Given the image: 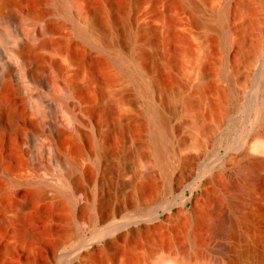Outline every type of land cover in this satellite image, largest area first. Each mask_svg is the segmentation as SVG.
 <instances>
[{
    "label": "rangeland",
    "instance_id": "374dc122",
    "mask_svg": "<svg viewBox=\"0 0 264 264\" xmlns=\"http://www.w3.org/2000/svg\"><path fill=\"white\" fill-rule=\"evenodd\" d=\"M12 6L0 78L24 36L48 75H9L0 264H264V0Z\"/></svg>",
    "mask_w": 264,
    "mask_h": 264
},
{
    "label": "bare ground",
    "instance_id": "6f19581e",
    "mask_svg": "<svg viewBox=\"0 0 264 264\" xmlns=\"http://www.w3.org/2000/svg\"><path fill=\"white\" fill-rule=\"evenodd\" d=\"M13 1L14 0H0V16L8 17L11 19H16V13L13 10ZM34 28L36 33H43L44 29L39 28L35 23H34ZM42 35V34H41ZM33 41V40H32ZM30 41L26 36L21 38L18 43H11L10 46L6 50H2V56L6 59H13L10 64V67L8 69H5L1 73V78H0V125L6 121V119H9L11 117L10 115V110L12 107L16 106L19 108V112L22 116H24L27 119V114L28 112L25 110L24 105L21 103L20 100L16 99L13 97V94L16 89L13 88V86L10 83L9 80V75L11 71L17 69V68H23L24 66V72L28 74V76L31 79L37 78H46L48 73L45 68L37 66L34 62V66L30 67L28 66L29 62H17L14 60H17L18 57H21L25 61L28 60V53L31 51V49L36 48L46 42L45 38H40L38 41ZM31 42L33 44H31ZM25 63H27V66H25ZM21 81H23L21 79ZM26 95L28 97L31 96V91L28 90ZM71 103V102H69ZM72 104V103H71ZM36 128L33 125V122L29 120L28 127L24 128L23 130L20 129L18 130V141L23 142L24 137L28 136L29 138L34 137L36 135ZM257 160L260 162H264V156L262 154H259L257 156ZM254 178V177H253ZM75 194L72 192V195ZM206 196V193L203 194V197ZM231 204V203H230ZM193 212L192 215L197 212V207H198V199H195V202L193 203ZM233 206V205H232ZM81 207V206H80ZM196 207V208H195ZM235 207V206H234ZM237 209V208H236ZM181 212V211H180ZM235 212V211H234ZM183 213V212H181ZM186 214V213H185ZM250 217V216H249ZM232 219V218H231ZM230 219V220H231ZM228 223V221H227ZM235 223V222H234ZM232 225V223H231ZM230 225V226H231Z\"/></svg>",
    "mask_w": 264,
    "mask_h": 264
},
{
    "label": "water",
    "instance_id": "95a60500",
    "mask_svg": "<svg viewBox=\"0 0 264 264\" xmlns=\"http://www.w3.org/2000/svg\"><path fill=\"white\" fill-rule=\"evenodd\" d=\"M172 207L163 208L161 211H157L152 218V221L161 222L169 218V213L171 212ZM178 211H181L186 214H190L192 207H187L186 205H181L178 208Z\"/></svg>",
    "mask_w": 264,
    "mask_h": 264
}]
</instances>
